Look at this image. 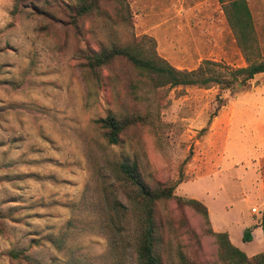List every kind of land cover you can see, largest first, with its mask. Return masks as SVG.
<instances>
[{"label": "rangeland", "instance_id": "374dc122", "mask_svg": "<svg viewBox=\"0 0 264 264\" xmlns=\"http://www.w3.org/2000/svg\"><path fill=\"white\" fill-rule=\"evenodd\" d=\"M96 1L73 17L79 0H0V264H136L140 227L123 160L150 187L174 185L175 198L209 213L207 224L175 198L156 204L162 264H222L215 231L248 257L263 252L264 194L254 187L264 171V73L229 89L157 88L122 58L87 66L91 52L145 36L173 68L208 61L227 78L246 63L221 5ZM246 1L264 56V0ZM109 116L129 124L116 145L97 123Z\"/></svg>", "mask_w": 264, "mask_h": 264}, {"label": "trees", "instance_id": "16d2710c", "mask_svg": "<svg viewBox=\"0 0 264 264\" xmlns=\"http://www.w3.org/2000/svg\"><path fill=\"white\" fill-rule=\"evenodd\" d=\"M22 0H16V4ZM121 3L123 0H112ZM221 5L228 27L233 35L245 63V67L235 68L229 72V77L220 78L211 74L208 64L205 61L192 71L178 70L169 65L159 57L154 49V42L151 38L142 37L140 43L135 47H105L87 55V66L94 71L103 67L115 58L126 60L143 77L149 80L153 87H178V86H199L207 88L213 85L223 89L234 88L236 82L244 86L255 75L264 73V56L260 54V47L257 42L253 20L246 0H217ZM97 1L91 0L85 3L79 0L78 4L71 7L73 17H83L90 14L95 8ZM146 42L149 49L141 50L140 44ZM138 118V117H137ZM133 119V118H132ZM131 120L130 123H133ZM136 122V121H135ZM97 123L105 130L104 136L111 145L119 142V135L129 125L128 121L117 120L114 117L99 119ZM119 174L123 180L132 188L128 196L131 211L138 217L140 233L136 249V264H162L160 254L161 237L156 219V204L162 200L174 199V185L158 183L150 187L142 178L139 168L135 162L123 160L118 164ZM180 205L192 207L200 213L207 224L209 214L206 207L197 200H183L175 198ZM129 207V206H128ZM118 213V211H115ZM259 225L264 235V203L261 211ZM218 247V256L222 264H264V251L248 257L244 252L232 245L226 232H211ZM251 235L245 230L242 235L243 242H249ZM12 257L19 258L13 254Z\"/></svg>", "mask_w": 264, "mask_h": 264}, {"label": "crops", "instance_id": "0c3cea01", "mask_svg": "<svg viewBox=\"0 0 264 264\" xmlns=\"http://www.w3.org/2000/svg\"><path fill=\"white\" fill-rule=\"evenodd\" d=\"M263 165L262 166V169L264 170V163L262 162V163H260V165ZM254 189H255V192L257 193V194H264V171H263V174L261 175V177L258 179V181H256V187H254ZM264 203V202H263ZM252 213V212H251ZM209 214V213H208ZM209 218H210V216H209ZM258 225H259V223H258ZM260 226V225H259ZM216 229H214V231H215ZM215 232H220V231H215ZM232 243V242H231Z\"/></svg>", "mask_w": 264, "mask_h": 264}, {"label": "built area", "instance_id": "2783aa9c", "mask_svg": "<svg viewBox=\"0 0 264 264\" xmlns=\"http://www.w3.org/2000/svg\"><path fill=\"white\" fill-rule=\"evenodd\" d=\"M251 212L255 214L257 211H256L255 208H252V209H251Z\"/></svg>", "mask_w": 264, "mask_h": 264}]
</instances>
